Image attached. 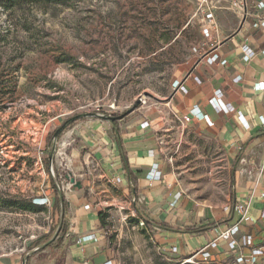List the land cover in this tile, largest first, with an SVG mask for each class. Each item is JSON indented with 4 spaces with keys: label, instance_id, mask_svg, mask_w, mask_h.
Returning a JSON list of instances; mask_svg holds the SVG:
<instances>
[{
    "label": "rangeland",
    "instance_id": "1",
    "mask_svg": "<svg viewBox=\"0 0 264 264\" xmlns=\"http://www.w3.org/2000/svg\"><path fill=\"white\" fill-rule=\"evenodd\" d=\"M13 1L6 8L0 0V260L22 264L36 241L52 235L60 213L45 165L49 141L78 114L128 112L122 125L148 118L184 196L231 205L228 156L207 134L187 129L169 104L184 65L213 43L193 0ZM70 130L58 140L54 168L67 200ZM89 171L76 175L90 181L84 194L106 215L100 223L115 264H201L159 249L133 198L100 167L91 163ZM38 255L63 264L55 247Z\"/></svg>",
    "mask_w": 264,
    "mask_h": 264
},
{
    "label": "crops",
    "instance_id": "2",
    "mask_svg": "<svg viewBox=\"0 0 264 264\" xmlns=\"http://www.w3.org/2000/svg\"><path fill=\"white\" fill-rule=\"evenodd\" d=\"M253 7L254 0H249L251 12ZM227 11L232 10L223 6L215 11L217 29L213 40L208 39L213 43L184 65L176 82L186 92L174 89L169 104L178 117H191V122L185 124L187 129L207 134L221 145L232 163L231 206L241 201L249 204L250 219L241 224V233L250 234L256 243H261L264 241L261 196L264 193V29L254 28L252 17L244 19L234 11ZM244 46L255 53L249 60L245 59ZM215 55L219 59L211 63L209 58ZM217 94L225 106L223 110L211 103ZM145 121L150 127L143 130L141 124ZM118 128L117 134L110 123L100 119L83 120L71 127L64 143L68 146L70 174L76 181H80L76 174L91 175L89 166L93 163L103 170L104 177L116 182L133 198L140 216L183 230L216 224L200 233L155 228L151 236L159 249L170 255L188 256L213 240L217 227L239 222L234 208L228 213L226 206L198 204L184 196L176 170L160 156L162 141L148 118L124 125L118 123ZM154 168L160 173L159 179L152 178ZM88 185L90 181H83L82 189L74 188L69 200H65L66 234L57 249L64 255L63 264H115L100 213L84 194ZM88 235H94L95 239L84 243L82 238ZM211 253L218 262H226L224 243L211 249ZM0 264L20 263L11 258L0 260ZM29 264H44V261L37 254Z\"/></svg>",
    "mask_w": 264,
    "mask_h": 264
},
{
    "label": "built area",
    "instance_id": "3",
    "mask_svg": "<svg viewBox=\"0 0 264 264\" xmlns=\"http://www.w3.org/2000/svg\"><path fill=\"white\" fill-rule=\"evenodd\" d=\"M198 6V12L203 18V35L208 39H213V33L217 29V23L215 19V11L221 9L223 6H227L232 11L240 14L244 19L248 17L254 18L253 27L256 29H264V0H254V12L249 9V0H193ZM243 52L245 53V59L249 60L254 56V51L249 47L244 46ZM264 53V50H263ZM219 59L218 55L209 58L211 63L216 62ZM175 89L186 92L185 87L180 82L174 83ZM218 110L225 109V106L220 98V94H217L215 98L211 100ZM204 118L208 121L209 125L212 123L208 120L207 116ZM183 122L188 124L191 122L190 116L183 117ZM150 123L145 121L141 124L143 130L148 129ZM152 178L159 179L160 173L157 172V168L152 169ZM120 179L117 182L120 183ZM264 198V193L261 195ZM232 206H226L225 211L231 212ZM235 212L239 215L240 220L236 224L226 226L225 228L217 227L215 229V237L204 247L198 249L196 252L188 254L186 256L188 261L198 258L201 264H264V241L256 243L254 236L250 234L241 233V224L244 221L250 219L249 216V204L246 202H237L234 205ZM264 217V210L262 212ZM145 226L144 221L141 222ZM95 239L94 235H88L82 238L84 243L90 242ZM220 243H224L227 251L226 262H218L212 255L211 249L218 248Z\"/></svg>",
    "mask_w": 264,
    "mask_h": 264
},
{
    "label": "water",
    "instance_id": "4",
    "mask_svg": "<svg viewBox=\"0 0 264 264\" xmlns=\"http://www.w3.org/2000/svg\"><path fill=\"white\" fill-rule=\"evenodd\" d=\"M151 96L150 94H148ZM142 102L140 100L137 104ZM134 109H131L129 113L133 112ZM128 115V112L120 115V116H107V115H100L96 113H85V114H78L75 115L68 120H66L54 133L53 138H52V144H51V150L49 153V169L52 172V179L54 182V185L56 187L57 193H58V199H59V205H60V217H59V222L56 228L55 233L53 236L46 241L45 243L36 246L32 248L30 251H28L23 257H22V264H28L29 260L36 256L37 254L45 251L49 246H51L53 243L57 241L59 238V235L62 231L63 224H64V219H65V193H64V188L63 186L58 182L57 177L54 174V168H55V156L57 154V146H58V140L60 139L61 134L68 129L74 122H77L79 120L87 119V118H96L100 119L103 121H106L112 125L116 133L118 134L117 130V125L116 122L122 120L125 118V116ZM66 180L70 182L74 186V188L82 189V182L81 181H76V179L71 175L68 174L66 175Z\"/></svg>",
    "mask_w": 264,
    "mask_h": 264
},
{
    "label": "trees",
    "instance_id": "5",
    "mask_svg": "<svg viewBox=\"0 0 264 264\" xmlns=\"http://www.w3.org/2000/svg\"><path fill=\"white\" fill-rule=\"evenodd\" d=\"M41 0H34V2H36V3H39ZM2 2H3V4H4V6L6 7V8H11V7H13V0H2ZM17 3V2H16ZM125 117H127V115L125 116ZM83 120H85V119H83ZM83 120H79V121H77V122H74L71 126H70V128L71 127H73V126H75L76 124H78L79 122H81V121H83ZM116 125H117V130H119V128H118V122H116ZM56 131V130H55ZM54 131V132H55ZM54 132L51 134V137H50V141H49V146H51V144H52V138H53V135H54ZM63 134H64V132L61 134V136H60V138L63 136ZM45 165H46V167H47V169H49V155H48V157L46 158V160H45ZM56 177H57V179H58V182L61 184V178H60V176L56 173ZM234 180L232 179V182H233ZM51 183H52V187H53V190H54V192H55V205H56V207L58 208V211H59V213H60V205H59V199H58V193H57V190H56V187H55V185H54V182H53V179H51ZM231 197L233 198V191H232V193H231ZM233 208H234V205L232 206V210L231 211H233ZM65 211H66V201H65ZM100 221H101V223H105V218H106V215L105 214H102V213H100ZM142 217V219H143V221H144V223H145V227H146V229L150 232V234H152L153 235V232H154V229L155 228H160V229H162V230H166V231H176V232H191V233H200V232H204V231H207L208 229H211V228H213V227H215L216 226V224H214L213 226H210V227H201V228H192V229H181V228H174V227H171V226H168V225H166V224H162V223H158V222H154V221H151V220H149V219H147V218H145V217H143V216H141ZM59 222V221H58ZM57 225H58V223L55 225V228H54V230H53V233H52V235L54 234V232H55V230H56V228H57ZM65 234H66V224H65V220H64V224H63V228H62V231H61V233H60V235H59V238L57 239V241L55 242V243H53L51 246H49L47 249H49V248H52V247H55V248H59L61 245H62V242H63V240H64V237H65ZM52 235L51 236H48V237H46V238H42V239H40V240H38V241H36L35 243H34V246L36 247V246H39V245H41V244H43V243H45L46 241H48L51 237H52ZM31 260V259H30ZM30 260H29V262H30ZM29 264V263H28Z\"/></svg>",
    "mask_w": 264,
    "mask_h": 264
}]
</instances>
